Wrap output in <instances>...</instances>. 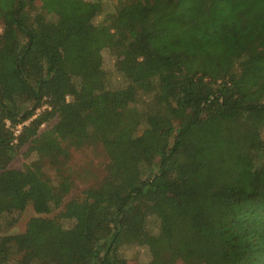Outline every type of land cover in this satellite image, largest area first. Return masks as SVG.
<instances>
[{"label": "trees", "instance_id": "16d2710c", "mask_svg": "<svg viewBox=\"0 0 264 264\" xmlns=\"http://www.w3.org/2000/svg\"><path fill=\"white\" fill-rule=\"evenodd\" d=\"M101 11L0 0V221L36 214L0 234V264H130L135 247L140 264H264V0ZM6 118L28 122L14 135ZM89 145L103 178L50 216L73 186L68 148Z\"/></svg>", "mask_w": 264, "mask_h": 264}, {"label": "rangeland", "instance_id": "374dc122", "mask_svg": "<svg viewBox=\"0 0 264 264\" xmlns=\"http://www.w3.org/2000/svg\"><path fill=\"white\" fill-rule=\"evenodd\" d=\"M42 0H36L37 3H41ZM102 1V11L100 15L95 18V21H100L104 15L111 13L115 9V5L121 0H101ZM157 0H153V3ZM1 30V27H0ZM264 53V46L260 49L257 55ZM256 55V56H257ZM105 56V54H104ZM107 68H111V64H105ZM56 118L50 120L47 124H44L41 129L50 127ZM264 137V130L262 133ZM27 146L22 147L18 154L15 156L10 166L21 168L24 163L27 162V157L25 156ZM69 158L65 162V166L62 168V173L68 175L70 180L73 182V186L69 193L65 196L62 205L54 210L50 216L56 215L64 209L67 203H79L84 199L82 190L90 185L97 184L105 174V166L107 162V157L100 145H89L80 148L70 147L68 148ZM44 169L50 178L56 180L57 173L53 167H51L48 162L44 163ZM36 215L30 204L24 209L16 222L10 226H6L2 221H0V234H13L20 233L24 231L26 223L31 216ZM67 225V223H65ZM127 255L132 258L130 264H140L141 261L146 262L148 255L143 248L135 247L131 248ZM137 258L133 259V258ZM176 264H182V262L177 259Z\"/></svg>", "mask_w": 264, "mask_h": 264}, {"label": "built area", "instance_id": "2783aa9c", "mask_svg": "<svg viewBox=\"0 0 264 264\" xmlns=\"http://www.w3.org/2000/svg\"><path fill=\"white\" fill-rule=\"evenodd\" d=\"M43 108H49V106L47 104H44ZM39 111H40V109H37L36 113H38ZM27 122H28V120L24 121L22 123H19L17 125H12V123H11V121L9 119H7V118L4 119L5 127L9 128L14 135H17L19 133L22 125L26 124Z\"/></svg>", "mask_w": 264, "mask_h": 264}]
</instances>
